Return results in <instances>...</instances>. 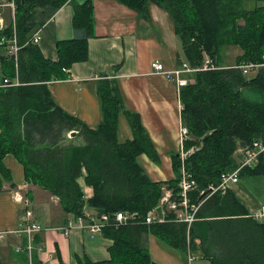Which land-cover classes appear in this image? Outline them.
I'll return each instance as SVG.
<instances>
[{
	"label": "trees",
	"instance_id": "trees-1",
	"mask_svg": "<svg viewBox=\"0 0 264 264\" xmlns=\"http://www.w3.org/2000/svg\"><path fill=\"white\" fill-rule=\"evenodd\" d=\"M13 1L14 21L7 19L0 30L5 38L15 34L20 46L16 57L0 55L2 75L18 80L0 86V190L11 180L3 162L10 154L21 164L25 182L57 196L66 213L83 215L85 208H92L98 216L131 214L125 224L103 228L101 233L112 238L108 259L92 261L85 255L75 264H154L143 241L149 231L183 250L198 242L213 264H264V219L255 218L232 189L222 193L210 188L220 182L222 172L238 165L239 147L264 140V66L252 77L237 66L264 62L263 0H254L249 9L243 0H117L143 17L151 3L158 5L171 19L189 66L199 67L205 58L214 66L193 71L180 87V121L188 129L183 147L193 150L183 159L169 155L174 176L165 181L153 180L139 161L138 156L145 154L158 163L159 154L140 114L123 106L115 84L105 78L97 87L101 120L94 127L62 109L49 90L50 81L66 78L67 69L88 56L92 0L72 2L75 35L56 41V60L43 57L31 37L70 0ZM227 44L241 50L229 66L218 60L219 49ZM121 114L131 130V137L124 140L118 138ZM73 130L75 134L68 136ZM74 137H81L82 143H74ZM181 167L195 182L187 192L188 203L198 204L195 220L187 227L173 221L169 210L164 221L144 223L147 212L161 203L164 187L171 189V199H181ZM257 175H264V151L239 171L243 178ZM81 176L92 188L88 198L78 182ZM35 238L30 264H44ZM19 254L29 264L27 255Z\"/></svg>",
	"mask_w": 264,
	"mask_h": 264
},
{
	"label": "crops",
	"instance_id": "crops-1",
	"mask_svg": "<svg viewBox=\"0 0 264 264\" xmlns=\"http://www.w3.org/2000/svg\"><path fill=\"white\" fill-rule=\"evenodd\" d=\"M83 1L85 0L65 2L39 27L37 45L43 57L56 60V41L74 37L72 2ZM92 2L93 26L92 36L87 39L88 56L67 69L66 78L50 81L49 90L62 109L94 127L101 120L97 87L105 78L115 84L123 106L140 114L142 124L159 154L158 163L151 161L145 154L138 156L139 161L153 180L165 181L174 176L169 155L187 151L184 144L181 149L177 142L181 122L180 87L162 74L153 73L151 62L159 60L167 69L179 66L185 61L181 41L173 31L167 12L154 3L149 5L148 16L143 17L117 0ZM261 3L264 4V0ZM4 9L8 11L4 12ZM10 13L9 7L0 6L3 26L7 19L12 18ZM233 52L236 58L241 50L235 48ZM1 54H5V49L0 47ZM234 63L222 64L229 66ZM0 73L2 74L1 68ZM96 75L99 78H94ZM130 137L128 122L121 114L118 138L124 140ZM77 138L78 144L82 143V138ZM191 148L188 149L189 152L192 151ZM235 158L237 163L243 158L242 147L236 150ZM3 162L11 172V180L4 181L0 190V230L16 226L21 205L12 199L11 192L25 182L22 166L12 155H6ZM78 182L84 197L91 196L92 188L84 182L83 176L78 178ZM231 189L249 212L252 213L258 207L251 208L253 204L250 200L244 203L236 187ZM169 193L171 194V189L164 187V195ZM26 194L31 200L33 218L43 226H60L73 216L62 210L57 196L37 184L27 183ZM162 206L165 214L169 212L170 209L165 204ZM84 211L95 213L92 208H85ZM37 238V245L40 246L37 255L44 264H58L60 261L75 264L78 258L85 255L92 261L106 260L112 243V238L103 233L89 235L79 228H73L67 234L51 229L38 233L35 239ZM18 241L13 234H6L0 239V264H27L22 260L21 254L14 251V245ZM143 241L154 264H213L208 257L203 256L198 242L191 246L190 251L195 257L189 260L186 249L172 246L150 231L145 234Z\"/></svg>",
	"mask_w": 264,
	"mask_h": 264
},
{
	"label": "built area",
	"instance_id": "built-area-1",
	"mask_svg": "<svg viewBox=\"0 0 264 264\" xmlns=\"http://www.w3.org/2000/svg\"><path fill=\"white\" fill-rule=\"evenodd\" d=\"M0 6L9 7L11 10V17L14 21V8L15 3L13 0H6L0 2ZM3 28L2 18L0 17V30ZM32 41L37 43L39 40V31L33 32ZM15 34L10 38H5L0 35V45L5 46V53L11 56L16 57L17 52L20 46L17 44ZM244 75H249V72L258 69L260 66H264V62L258 64L252 62H244L237 65ZM152 72L162 74L166 79L172 80L177 87H182L188 82L189 75L195 70H203L208 67H214L210 58H205L203 64L199 67H191L186 61H182L179 66L173 69H167L159 60H154L151 62ZM257 71V70H256ZM94 78H99V76H95ZM18 84V80L15 78L10 81L8 77L3 76L0 73V86ZM181 109V104L179 103V110ZM188 136V129L181 122L179 124V131L177 142L181 149H183V141ZM193 150V148H191ZM264 151V140H254L250 144H246L242 147L243 158L238 163V165L229 171L222 172L220 175V182L216 186H211V190L213 191H221L224 193L227 189H230L238 182L239 180V171L243 166H250L256 160L258 155ZM187 153L189 154V150L180 153L181 159H183ZM181 169V178L178 181L179 191L181 199L177 201L176 199L170 198V193L165 194L161 197V205L165 204L168 209H170L174 213L173 220L177 222H183L187 227H189L195 220V212L197 210L198 204H189L187 200V192L195 186V182L190 178V175L183 169ZM27 191V183L22 182L16 190L11 192L12 199L21 205V214L19 216L18 222L14 228L0 230V239H2L6 234L16 235L19 241L14 245V251L17 253L24 252L27 257L29 264L31 263V254L35 249L34 246V237L38 233L48 231L51 229L57 230L64 234L69 233V231L73 228H79L86 231L89 235L100 234L106 226L112 224V226H118L127 222L128 219H131V214L123 211H117L114 213L113 217H110L109 214H101L98 216L91 213H85L83 215H73L66 220L63 225L51 227V226H43L39 222H37L33 218V211L31 208V200L26 194ZM260 207L252 212V215L262 220L264 219V204L259 205ZM155 208L149 210L144 217V223H152V222H162L164 221V212H162V217L154 210ZM187 236V235H186ZM24 238V241H23ZM189 236H187V239ZM40 247L37 248V250ZM187 256L189 260L193 259L195 255H193L189 249L187 248Z\"/></svg>",
	"mask_w": 264,
	"mask_h": 264
},
{
	"label": "rangeland",
	"instance_id": "rangeland-1",
	"mask_svg": "<svg viewBox=\"0 0 264 264\" xmlns=\"http://www.w3.org/2000/svg\"><path fill=\"white\" fill-rule=\"evenodd\" d=\"M255 4L254 0H243V7L245 9H249L250 7L252 8ZM8 9H4V12H7ZM1 17V16H0ZM239 49V46H234V45H223L219 49V61L221 63H233L235 62V57H234V49ZM264 59V55H263ZM257 70V69H256ZM253 70L249 72V75L247 77H252L255 74V71ZM246 95L247 92L244 91ZM69 136V135H68ZM74 143H78V138L74 137L72 139ZM236 187V190L239 192L240 198L244 201V203H248L249 200L252 202L253 206L251 208L257 207L252 211H255L258 209L262 203L264 204V175H257L253 177H239L238 182L234 185ZM233 186V187H234ZM32 197V195H31ZM13 256H15L13 254ZM20 257V256H19ZM6 264H10V262H5Z\"/></svg>",
	"mask_w": 264,
	"mask_h": 264
},
{
	"label": "water",
	"instance_id": "water-1",
	"mask_svg": "<svg viewBox=\"0 0 264 264\" xmlns=\"http://www.w3.org/2000/svg\"><path fill=\"white\" fill-rule=\"evenodd\" d=\"M74 134H75V131L74 130L71 131V132H69V136H73ZM154 210H156V212L159 214V216L162 217V215H163L162 214V212H163V206L161 204L157 205Z\"/></svg>",
	"mask_w": 264,
	"mask_h": 264
}]
</instances>
